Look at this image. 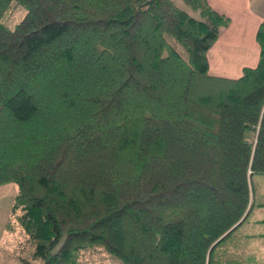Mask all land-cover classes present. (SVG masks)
<instances>
[{
	"label": "trees",
	"instance_id": "16d2710c",
	"mask_svg": "<svg viewBox=\"0 0 264 264\" xmlns=\"http://www.w3.org/2000/svg\"><path fill=\"white\" fill-rule=\"evenodd\" d=\"M176 1L0 0V187L16 190L4 230L24 239L18 263L101 247L121 264H247L238 231L264 208V24L257 66L211 77L229 19ZM12 3L25 15L9 30Z\"/></svg>",
	"mask_w": 264,
	"mask_h": 264
},
{
	"label": "crops",
	"instance_id": "0c3cea01",
	"mask_svg": "<svg viewBox=\"0 0 264 264\" xmlns=\"http://www.w3.org/2000/svg\"><path fill=\"white\" fill-rule=\"evenodd\" d=\"M217 14L229 19L228 26L207 52L211 77L239 79L243 70L255 68L260 48L256 32L264 24V0H206ZM13 186L0 187V246L15 195ZM264 208H254L239 229L240 251L247 264H264Z\"/></svg>",
	"mask_w": 264,
	"mask_h": 264
},
{
	"label": "rangeland",
	"instance_id": "374dc122",
	"mask_svg": "<svg viewBox=\"0 0 264 264\" xmlns=\"http://www.w3.org/2000/svg\"><path fill=\"white\" fill-rule=\"evenodd\" d=\"M176 3L180 8L189 10L181 0H177ZM24 15L25 9L12 3L3 16L2 23L7 29L12 30L23 19ZM10 185L15 188L13 184ZM253 185L257 193L264 192V177L255 176ZM22 244H24V239L20 235L6 234L0 246V264H20L14 256L19 253ZM26 255L24 254V256ZM79 264H121V262L108 255L101 247H95L92 250L82 252Z\"/></svg>",
	"mask_w": 264,
	"mask_h": 264
},
{
	"label": "water",
	"instance_id": "95a60500",
	"mask_svg": "<svg viewBox=\"0 0 264 264\" xmlns=\"http://www.w3.org/2000/svg\"><path fill=\"white\" fill-rule=\"evenodd\" d=\"M154 1V0H151ZM66 242V237H63L58 243L57 245L54 247V249L51 251V255L52 256H56L60 250L63 248V246L65 245Z\"/></svg>",
	"mask_w": 264,
	"mask_h": 264
}]
</instances>
